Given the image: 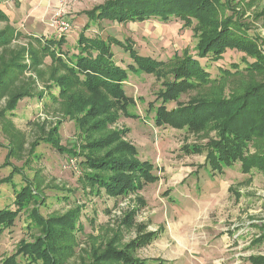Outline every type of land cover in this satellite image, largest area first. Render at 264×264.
<instances>
[{
    "label": "rangeland",
    "instance_id": "374dc122",
    "mask_svg": "<svg viewBox=\"0 0 264 264\" xmlns=\"http://www.w3.org/2000/svg\"><path fill=\"white\" fill-rule=\"evenodd\" d=\"M105 1L0 0L5 15H0V34L9 36L7 44H0V72L5 66L9 68L4 76L6 85L0 88V179L19 168L13 176L15 187L12 183L0 185V207L16 209V191L30 182L41 195L38 208L43 217L80 208V230L60 242L61 264H86L108 248H124L139 234L140 226L159 233L152 244L134 252L148 264H157L153 259L163 264H253L252 257H264V171L245 172L238 162L224 172L211 170L206 153L192 154L183 149L184 145L205 144V134L157 126L149 110L164 88L162 78L148 73L130 76L125 87L135 101L128 108L131 114L122 115L100 132H126L124 140L136 146L140 159L153 164L158 179L142 190L119 198L109 197L105 190L97 193L83 180L85 167L80 160L48 142L57 132L61 146L80 147L84 129L79 121L94 96L79 86L61 92L57 80L68 72L44 54L39 39L62 34L67 42L64 50L73 53L78 35L89 23L88 35L130 39L141 54L163 61L181 57L184 52L196 55V24L188 26L176 18L166 22L156 18L89 22L86 11ZM234 6L248 19L250 33L264 39V15L260 14L264 0H235ZM58 11L69 19L70 26L65 30L52 24ZM114 50L120 65L131 61L119 47ZM244 55L228 49L221 61L208 64L216 80L201 92L208 97L226 96L262 81L263 73L246 69ZM231 65L240 66V71L233 70L230 76L221 78L219 69ZM16 96L19 102L11 108L14 104L9 102ZM262 148L264 142H258L251 152ZM33 206L21 212L15 225L0 236V264H9L14 256L17 264H33L20 253L24 243L42 235L29 215ZM128 214L134 216L131 226L125 224Z\"/></svg>",
    "mask_w": 264,
    "mask_h": 264
},
{
    "label": "trees",
    "instance_id": "16d2710c",
    "mask_svg": "<svg viewBox=\"0 0 264 264\" xmlns=\"http://www.w3.org/2000/svg\"><path fill=\"white\" fill-rule=\"evenodd\" d=\"M235 0H107L87 10L89 22L113 20L118 23L137 22L156 18L164 22L174 18L188 26H194L198 43L196 55L188 52L179 57L163 61L154 56L141 54L130 39L123 41L113 35L103 37L88 35L87 23L77 39L76 52L64 50L66 38L61 34L39 39L44 54L50 55L68 74L57 80L62 93L73 86H79L94 96L90 106L79 121L84 129V143L79 147L66 148L58 143L57 132L48 142L63 153L76 157L85 167L83 180L97 193L105 190L111 198L126 197L136 193L147 184L155 182L158 176L149 160L140 159L136 146L124 140L126 132L101 134L111 123L122 115H130L128 108L135 103L127 94L125 82L130 76L141 73L155 74L163 79V90L151 104L153 122L159 127H173L186 130L190 134H205V144L184 145L187 153H206V164L211 170L224 172L227 166L240 163L245 172L264 171V148L251 152V147L264 142V78L243 88L240 93L231 92L226 96L208 97L201 91L207 88L213 78L208 64L221 61L228 49L244 53L242 58L246 69L264 75V39L253 32L244 18V13L234 6ZM264 15V9L260 13ZM1 17L5 16L0 10ZM9 36L0 34V44H7ZM119 47L129 55L131 61L120 65L114 47ZM252 59L253 61L249 60ZM206 60L203 63V61ZM12 65V62L9 63ZM15 67L23 68L22 64ZM233 68V69H232ZM240 66L220 68L219 75L225 79L240 71ZM7 66L0 72V88H4L9 72ZM220 79V78H217ZM192 93H194L192 95ZM187 96L186 100L182 98ZM9 102L12 108L18 104L19 96ZM82 104L81 109L88 104ZM158 102V103H156ZM170 103H175L170 107ZM156 104V105H155ZM80 109V110H81ZM260 148V147H259ZM19 168L0 179L2 183H12ZM13 184V183H12ZM15 187V185L13 184ZM2 189L0 187V195ZM41 195L28 182L16 191V209L0 207V236L12 228L19 214L30 210L34 224H38L41 234L32 243H24L20 253L33 264H61L60 242L67 240L79 229L80 208L66 214L43 217L39 212ZM45 203V202H43ZM134 223L133 214H128L125 224ZM264 240V226L262 228ZM159 236L158 232H147L140 226L139 234L124 248H108L93 262L86 264H148L134 256V252L149 244ZM14 256L9 264H17ZM253 264H264V257H252ZM157 264L163 261L152 260Z\"/></svg>",
    "mask_w": 264,
    "mask_h": 264
},
{
    "label": "built area",
    "instance_id": "2783aa9c",
    "mask_svg": "<svg viewBox=\"0 0 264 264\" xmlns=\"http://www.w3.org/2000/svg\"><path fill=\"white\" fill-rule=\"evenodd\" d=\"M54 21H52V24H57L58 26L62 27V29L65 30V28L69 27V19L67 17H64L63 13L58 11L56 15L53 18Z\"/></svg>",
    "mask_w": 264,
    "mask_h": 264
}]
</instances>
